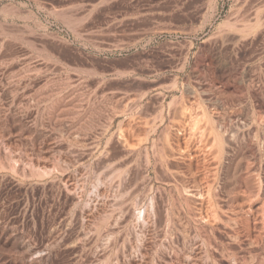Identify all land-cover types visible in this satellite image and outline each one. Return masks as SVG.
<instances>
[{
  "label": "rangeland",
  "instance_id": "374dc122",
  "mask_svg": "<svg viewBox=\"0 0 264 264\" xmlns=\"http://www.w3.org/2000/svg\"><path fill=\"white\" fill-rule=\"evenodd\" d=\"M0 264H264V0H0Z\"/></svg>",
  "mask_w": 264,
  "mask_h": 264
}]
</instances>
